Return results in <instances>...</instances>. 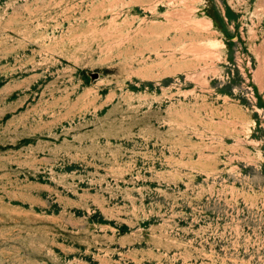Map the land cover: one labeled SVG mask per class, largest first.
Returning a JSON list of instances; mask_svg holds the SVG:
<instances>
[{
    "label": "rangeland",
    "instance_id": "rangeland-1",
    "mask_svg": "<svg viewBox=\"0 0 264 264\" xmlns=\"http://www.w3.org/2000/svg\"><path fill=\"white\" fill-rule=\"evenodd\" d=\"M0 264H264V0H0Z\"/></svg>",
    "mask_w": 264,
    "mask_h": 264
}]
</instances>
